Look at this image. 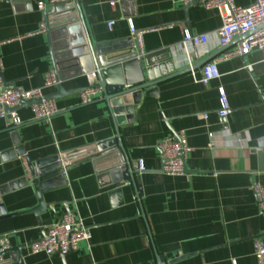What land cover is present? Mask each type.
<instances>
[{"label":"crops","instance_id":"crops-1","mask_svg":"<svg viewBox=\"0 0 264 264\" xmlns=\"http://www.w3.org/2000/svg\"><path fill=\"white\" fill-rule=\"evenodd\" d=\"M39 1L49 0H0V82L4 87H43L52 70L49 31L56 29L41 30L45 9H38ZM235 2L248 6L254 0ZM79 5L93 43L131 40L133 24L146 31L145 54L167 49L181 52L176 70L184 72L158 84V96L143 94L133 121L118 126L134 180L139 179L123 187L124 202L114 204L118 199L109 195L114 186L107 185L108 177L97 172L92 161L73 166L65 173V186L43 193L46 204L56 203L55 213L49 208L39 215L0 220V234L12 233L11 248L22 246L19 252L4 254L3 264H157L159 257L166 264H257L254 240L264 242V218L251 184L258 181L264 187L262 53L254 50L220 61V77L205 86L198 81L202 67H188L180 43L187 31L209 35L206 55H191L194 66L204 58L220 56L226 48L215 38L222 24L217 9L182 0H79ZM51 6L48 3L46 8ZM87 85L86 76L62 82L67 90ZM220 86L230 101L226 119L218 115ZM56 90V86L43 89L46 95ZM79 97L75 92L56 99L60 112L49 121L34 119L29 105L16 110L22 119L17 129L0 117V187L23 183L0 195L8 213L38 204L33 185L25 183L26 165L58 153L76 158L99 142L117 138L106 102L81 105ZM175 133L186 136L190 151L185 163L191 173L168 175L162 170L157 143ZM119 151L114 160L123 159ZM139 161L146 167L142 172ZM62 201H70L71 211L91 230V247L82 243L64 257L31 253L29 244L42 239L43 228L46 231L65 214Z\"/></svg>","mask_w":264,"mask_h":264},{"label":"water","instance_id":"water-1","mask_svg":"<svg viewBox=\"0 0 264 264\" xmlns=\"http://www.w3.org/2000/svg\"><path fill=\"white\" fill-rule=\"evenodd\" d=\"M192 4L199 3L195 0ZM77 10L79 11L78 15L75 13ZM69 13L73 15L65 17ZM44 15L46 25L56 29L52 33L49 31V35L52 70L58 82L55 85L56 92L46 95V98L58 99L75 92H83L87 86L67 90L62 86V82L87 76L88 73L96 71L97 83H95V86H100L104 94L99 101H104L107 104L110 116L117 126V138L99 142L94 148L83 151V155L81 154L79 157L74 158L72 155L65 166L53 163L52 159H43L32 164V177L31 179L25 177V183L33 185L38 204L26 211L8 213L4 205L0 203V220L26 213L39 215L49 208L55 213L56 203L46 204L43 193L65 186L67 183L65 179L66 171L87 161H92L97 172L108 177L107 185L114 186V190L109 193L114 200L118 199L114 204H122L124 202L121 198L123 187L130 180L134 184L135 181L139 183V179L134 180V171L125 155L118 126L125 121H133L135 107L141 103L143 94L158 96L156 87L158 84L184 72L183 70H176L182 57L181 52L178 51L173 52L171 49H167L168 52L163 50L152 54H141L140 50L134 46L132 39L122 41L121 44L93 43L85 23L82 21L79 0H75L74 3L61 2L53 4L49 9L45 8ZM210 59L211 57L204 58L193 69L202 67ZM39 101V99L24 100L16 107L8 108V121L12 124V111H16L22 106H31ZM18 126H11V129H17ZM119 149L123 152V159L120 157L114 160L116 154L120 153ZM17 152L20 155L23 154L20 149H17ZM62 157L66 159L67 155L63 154ZM162 164L164 165L163 158ZM184 169L186 173H191L187 169L186 163H184ZM18 183L1 186L0 195L23 184ZM137 196L139 197V195ZM70 204V201L61 202L66 210L64 215L72 214ZM39 224L42 226L41 221H39ZM47 238L43 228L42 239L33 241L29 246ZM21 248L22 246L13 247L2 251V253L19 252ZM61 255L65 256L64 254ZM159 259L160 262L157 264H166L162 257H159Z\"/></svg>","mask_w":264,"mask_h":264},{"label":"built area","instance_id":"built-area-1","mask_svg":"<svg viewBox=\"0 0 264 264\" xmlns=\"http://www.w3.org/2000/svg\"><path fill=\"white\" fill-rule=\"evenodd\" d=\"M184 4H190L195 0H182ZM61 2L74 3L75 0H49L39 1L38 9L44 10L47 4H56ZM197 3L203 5L207 9H217L219 11L222 24L215 32V38L220 47L226 48L225 51L215 59L208 61L201 68V75L198 81L207 86L210 81L220 77L218 63L222 60L230 59L238 56H245L254 50L262 53V63L264 64V0H254L248 6H240L235 0H196ZM116 2L113 1L114 5ZM47 25L45 21L41 25V30L46 31ZM130 32L134 41V46L140 50L141 54H145L143 50L145 30L137 29L133 24L130 25ZM241 39L233 46H230L236 38ZM210 41L208 34H195L186 32L180 46L185 51L186 63L188 67L193 69L192 53L199 56L206 55V47ZM87 88L80 93V104L86 105L103 98V90L97 83L96 71L87 74ZM53 70L47 76L43 87L25 89L22 87H4L0 82V117L8 119V108H14L24 100L39 99L36 104L31 105L34 119L49 121L53 116L60 112L56 99L46 98L43 89L53 87L57 84ZM219 92V108L218 115L221 119H226L230 111V101L224 87H218ZM12 124L17 126L22 123V119L17 111L11 112ZM157 147L164 159L163 171L168 175L186 174L184 163L187 153L190 151L186 136L184 133H177L164 137L157 143ZM62 153H58L49 158L53 163L65 166L71 158V154L67 153V158L62 157ZM139 171L146 169L144 162L139 161ZM27 176L31 179V166L26 165ZM252 191L255 201L259 209V214L264 218V187L258 181H252ZM47 239L40 240L31 244L30 252L33 254L44 252L48 255L52 254H68L77 250L82 243L87 247H91V230L86 226L82 217L72 212V214L64 215L61 219L53 222L46 228ZM12 233L0 234V264L6 262L2 253L8 250L11 245ZM255 257L257 264H264V242L261 238L254 240ZM95 264V263H90Z\"/></svg>","mask_w":264,"mask_h":264}]
</instances>
